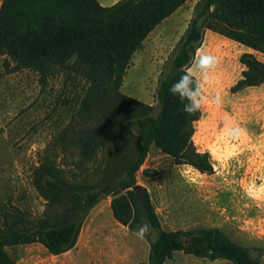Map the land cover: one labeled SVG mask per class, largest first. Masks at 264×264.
Segmentation results:
<instances>
[{
    "label": "trees",
    "instance_id": "1",
    "mask_svg": "<svg viewBox=\"0 0 264 264\" xmlns=\"http://www.w3.org/2000/svg\"><path fill=\"white\" fill-rule=\"evenodd\" d=\"M187 1L119 0L104 6L98 0H2L0 55L14 63L12 70L31 69L42 84L65 75L77 80L82 92L71 120L32 173L47 200L45 216L29 222L20 209L4 216L0 264H16L7 248L20 244L40 243L53 255L71 250L89 212L108 196L118 223L134 232L147 224L155 232L154 237L146 233L149 257L141 264H165L178 250L211 261L264 264L219 227L165 229L148 188L137 180L152 145L177 164L214 173L209 153L193 140L201 108L186 113L169 91L191 67L206 30L264 53V0H198L160 73L156 104L125 94L121 88L134 53ZM240 62L245 69L232 92L264 83V61L254 52L242 54ZM73 148L77 161L59 159Z\"/></svg>",
    "mask_w": 264,
    "mask_h": 264
},
{
    "label": "rangeland",
    "instance_id": "2",
    "mask_svg": "<svg viewBox=\"0 0 264 264\" xmlns=\"http://www.w3.org/2000/svg\"><path fill=\"white\" fill-rule=\"evenodd\" d=\"M198 0H188L160 23L137 50L121 90L148 104H156L158 78L184 33ZM2 0H0L1 4ZM208 34L216 35L209 38ZM252 50L218 32L208 31L195 59L203 53L217 58L203 84L201 118L195 123L194 143L208 152L213 174H203L152 145L137 173L146 186L167 230L219 227L235 241L253 249L264 261V83L232 92L245 66L240 56ZM264 61V53L254 51ZM14 63L0 55V224L20 209L26 220L45 216L47 200L35 188L32 173L50 148L55 135L71 120L81 95L77 80L65 75L42 84L31 69L12 70ZM83 83V82H80ZM48 152V151H47ZM79 159L77 149L67 151ZM145 169L156 170L154 176ZM102 199L84 220L76 247L59 255L40 243L8 247L16 264H141L150 245L118 223ZM57 212V211H56ZM152 237L155 232L149 226ZM165 264H232L175 251Z\"/></svg>",
    "mask_w": 264,
    "mask_h": 264
},
{
    "label": "clouds",
    "instance_id": "3",
    "mask_svg": "<svg viewBox=\"0 0 264 264\" xmlns=\"http://www.w3.org/2000/svg\"><path fill=\"white\" fill-rule=\"evenodd\" d=\"M217 63V58L211 54L203 53L199 55L195 59L194 64L169 88L170 93L178 96L183 102V109L186 113H193L199 110L204 99L202 81H207L208 72ZM148 230L149 225L141 224L135 229V235L139 239H144Z\"/></svg>",
    "mask_w": 264,
    "mask_h": 264
},
{
    "label": "crops",
    "instance_id": "4",
    "mask_svg": "<svg viewBox=\"0 0 264 264\" xmlns=\"http://www.w3.org/2000/svg\"><path fill=\"white\" fill-rule=\"evenodd\" d=\"M98 1H99L102 5H104V6H110V5L114 4L115 2H117V1H119V0H98ZM180 8H181V7H180ZM180 8H179V9H180ZM179 9H178V10H179ZM178 10H177V11H178ZM177 11H176V12H177ZM174 13H175V12H174ZM174 13H173V14H174ZM173 14H172V15H173ZM172 15H171V16H172ZM171 16H170V17H171ZM170 17H168V18H170ZM168 18H167V19H168ZM165 20H166V19H165ZM208 31H210V30H206V32H205L206 35H207V32H208ZM215 36H216V35H214V34H208V36H206V38H207V37H209V38H214ZM251 50H252V49H251ZM251 52H254V51L252 50ZM76 245H77V244H76ZM76 245L74 246V248L76 247ZM74 248H72L71 250H73ZM71 250H69V251H71ZM69 251H67V252H69ZM9 253H10V252H9ZM10 255H11L12 258L18 263L17 258H15V257L12 255V253H10Z\"/></svg>",
    "mask_w": 264,
    "mask_h": 264
},
{
    "label": "water",
    "instance_id": "5",
    "mask_svg": "<svg viewBox=\"0 0 264 264\" xmlns=\"http://www.w3.org/2000/svg\"><path fill=\"white\" fill-rule=\"evenodd\" d=\"M135 188V187H134Z\"/></svg>",
    "mask_w": 264,
    "mask_h": 264
}]
</instances>
